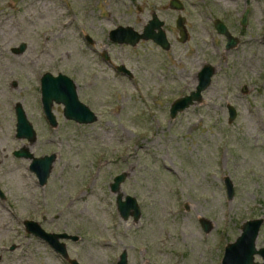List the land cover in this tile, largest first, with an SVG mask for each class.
<instances>
[{
    "label": "rangeland",
    "instance_id": "obj_1",
    "mask_svg": "<svg viewBox=\"0 0 264 264\" xmlns=\"http://www.w3.org/2000/svg\"><path fill=\"white\" fill-rule=\"evenodd\" d=\"M180 1L183 10L169 0H0V264H67L26 231V219L78 235L66 243L80 264H116L124 250L127 264H221L225 246L256 218L263 222L255 246L264 247V0ZM152 12L164 21L168 50L109 39L118 25L141 32ZM177 15L186 19L185 42ZM216 18L237 37L235 47L225 48ZM22 42L25 50L14 53ZM205 64L215 72L202 100L170 118ZM45 72L71 77L97 120H66L54 104L50 126L41 105ZM18 103L37 133L33 143L16 137ZM227 104L236 109L231 122ZM22 147L56 154L45 185L31 159L14 155ZM122 171L119 192L136 198V221L122 219L110 189Z\"/></svg>",
    "mask_w": 264,
    "mask_h": 264
},
{
    "label": "water",
    "instance_id": "obj_2",
    "mask_svg": "<svg viewBox=\"0 0 264 264\" xmlns=\"http://www.w3.org/2000/svg\"><path fill=\"white\" fill-rule=\"evenodd\" d=\"M168 7L175 10H183L184 5L180 0H169ZM249 14V7H246L242 13L240 24L245 26L247 24ZM164 21L160 20L155 12H152L151 19L148 21L142 30L138 32L131 26L118 25L109 31V39L119 44L136 45L140 40H153L163 49L170 48V42L167 39L166 32L163 28ZM214 26L219 34L226 38V49L236 46L238 43L237 37L232 35L228 27L220 19L214 20ZM176 27L178 29V41L185 42L188 39V31L185 25V17L179 15L176 19ZM264 38V33H263ZM91 41L90 37H87ZM26 43L22 42L18 47H13L14 53H21L25 50ZM103 57L108 59V55L104 53ZM121 72L128 71L123 65L118 67ZM215 72V67L211 64H205L198 72L197 84L195 89L188 94L175 99L169 109L170 118H175L176 115L193 105L195 102L202 100V92L210 85L211 78ZM41 102L44 115L51 126H56V117L52 111L54 103L63 105V116L65 119L73 120L79 124H89L97 120V115L83 103L77 94L76 84L74 80L63 73L53 75L50 72H45L40 79ZM228 121L231 122L236 117V109L233 105L227 104ZM16 115V137L26 138L30 143H33L36 138V131L32 123L28 120L27 115L18 103L15 106ZM17 157H25L31 159L30 170H32L38 179L39 185L43 186L47 183L50 173L52 171L53 163L56 159V154L51 153L43 156H34L27 147H22L14 151ZM127 177L126 172H121L113 177L110 183V189L116 193L117 210L122 219L127 220L132 217L133 220H138L141 212L136 198L131 195H126L124 199L119 192L122 182ZM227 196L231 198L234 190L232 183L227 178L225 180ZM0 196L2 192L0 191ZM263 222L262 218H256L245 221L241 226V233L234 242H230L225 246L224 254L221 264H264V247L256 248L255 241ZM27 232L34 234L40 239L48 243L55 252H57L69 264H80V262L73 257H70L65 240L77 241L79 236L76 234H69L67 232L55 233L47 232L41 225L34 220L26 219L23 222ZM200 224L207 232L210 230V225L204 219L200 220ZM10 249H13L11 246ZM258 254L263 259L262 262L254 260V256ZM1 259V256H0ZM116 264H127V253L124 250L117 260Z\"/></svg>",
    "mask_w": 264,
    "mask_h": 264
},
{
    "label": "bare ground",
    "instance_id": "obj_3",
    "mask_svg": "<svg viewBox=\"0 0 264 264\" xmlns=\"http://www.w3.org/2000/svg\"><path fill=\"white\" fill-rule=\"evenodd\" d=\"M2 155V151L0 149V157ZM9 168V171L12 172L13 174V177L16 179V178H21V175L19 174V172L16 170V168H12L10 165L8 166Z\"/></svg>",
    "mask_w": 264,
    "mask_h": 264
},
{
    "label": "flooded vegetation",
    "instance_id": "obj_4",
    "mask_svg": "<svg viewBox=\"0 0 264 264\" xmlns=\"http://www.w3.org/2000/svg\"><path fill=\"white\" fill-rule=\"evenodd\" d=\"M178 16H179V15H177V17H178ZM177 17H176V19H177ZM150 19H151V17H150ZM150 19H148V21H149ZM176 19H175V26H176ZM185 20H186V19H185ZM148 21H147L146 24H148ZM146 24H145V25H146ZM145 25H144V26H145ZM185 25H186V23H185ZM213 25H214V20H213ZM143 28H144V27H143ZM176 28H177V27H176ZM177 30H178V29H177ZM178 37H179V36H178ZM177 39H178V38H177ZM69 121H71V120H69ZM35 141H36V140H35ZM35 141H34V142H35ZM29 143H30V142H29ZM66 244H67V243H66ZM10 248H11V247H10ZM13 249H14V247H13ZM13 249H10V250H13ZM0 256H1V259H0V263H1L3 256H2V254H0ZM64 261H65L67 264H69L68 261H66V260H64Z\"/></svg>",
    "mask_w": 264,
    "mask_h": 264
}]
</instances>
